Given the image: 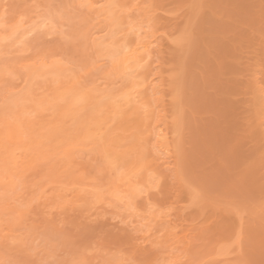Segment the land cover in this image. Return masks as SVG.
I'll use <instances>...</instances> for the list:
<instances>
[{
    "label": "rangeland",
    "instance_id": "1",
    "mask_svg": "<svg viewBox=\"0 0 264 264\" xmlns=\"http://www.w3.org/2000/svg\"><path fill=\"white\" fill-rule=\"evenodd\" d=\"M80 1L0 0V264H264V0H115L135 10L122 23L151 9L143 26L163 44L148 77L162 84L149 98L151 127L166 123L172 146L159 180L151 168L138 179L136 137L101 103L122 74L102 66L107 24ZM193 3L206 9L184 43ZM51 9L54 31L21 39L31 23L17 24ZM84 90L95 100L68 108L61 93ZM102 114L113 116L106 127Z\"/></svg>",
    "mask_w": 264,
    "mask_h": 264
},
{
    "label": "bare ground",
    "instance_id": "2",
    "mask_svg": "<svg viewBox=\"0 0 264 264\" xmlns=\"http://www.w3.org/2000/svg\"><path fill=\"white\" fill-rule=\"evenodd\" d=\"M80 1V0H79ZM116 1H118V0H116ZM121 1V0H120ZM80 2H83V3H81V4H83V6H84V4H86V6H87V8H86V6H84V8L85 9H92V7H93V10H94V8H95V11H93V10H88L89 12H93V13H91V15H94L95 14V16L97 15V19H99L100 18V20L101 21H103L105 24H107V29L109 30V34H107V37L105 38L107 41H108V39H109V41H111V42H105L106 40L105 39H103L104 40V42L103 43H101L100 45H99V47H98V49H100V51H101V56H102V58L104 59V60H102V66L105 68L106 67V69H107V67H110V69L112 70V72L115 74V75H118V73H121L122 75H121V79H120V77H119V79H120V81H119V86H117V88H115V87H112L111 86V90H109L110 91V93L108 92V94L106 95V101H102L101 103H105L109 108H110V110L112 111V113H113V116H114V119H116V116L117 115H122L123 116V119L127 122V125L129 124L130 125V129L132 130V133H133V135L136 137L135 139H136V142H134L133 144H138V146H139V148H138V159H137V161H135V163H139V165H136V169H139V173H138V175H141V177H138V179L140 178V179H142V176L144 175V177H148V176H150L151 177V174L150 173H152V175H157V176H155L156 177V179H158L159 180V178L161 179V176L159 175V174H161V175H163V173H159V169H161V170H163V168H168V166L170 165V167H171V164H170V160L169 159H173V157L172 156H169V155H172V153H171V151H170V146H171V144H170V140L168 141V139H169V134H167L168 133V127H167V124L165 125L163 122V124L161 123L160 125H162L163 126V128H162V126H160V125H154V127H151L152 126V122H151V116L149 115V113H151V111H150V107L148 106L149 104V98L152 96V97H154L155 96V94L156 93H158L159 94V92H161V88L160 87H162L161 85V83H160V81H155V79H152L151 80V78L149 79L148 77L150 76V74H152V65L151 64H154V62L152 61V60H154V53L153 52H155V49H157L158 50V46L160 45V44H162V43H160V41H157V39H156V37H154V36H152L151 35V33H149L148 32V29L150 30L151 29V27L153 26V25H150L149 23H153V21L154 20H152L153 19V17L152 16H149L150 14L149 13H151V9L148 11L147 9H145L146 11H148V12H146L145 10L144 11H142L141 10V8H136V11H141L142 13H139L140 15H138L139 17H141V18H144L146 21H142V22H140V23H135V21L133 20V19H131V20H129V21H123V23L121 22V20H119V19H121L123 16H122V14H125V16H127V17H125V18H132V12H134L135 10H133L132 12H127V11H125L123 8H122V6H121V8L119 7V4H118V2H117V4H118V7H117V4H116V2H115V0H81ZM100 2H104L103 3V5H101L100 7L98 6V4L100 3ZM123 2V1H122ZM64 4H65V2H64ZM68 4V3H67ZM79 4V3H78ZM42 5L43 4H41V7H42ZM89 5V6H88ZM97 5V6H96ZM120 5H123V4H120ZM124 5L126 6V4H125V2H124ZM123 5V6H124ZM3 6V5H2ZM6 6V5H5ZM82 6V7H83ZM39 7V6H38ZM40 7V8H41ZM45 7H47V6H45ZM44 7V8H45ZM56 7V6H55ZM66 7V6H65ZM89 7V8H88ZM62 8V7H61ZM38 9V8H37ZM42 9V8H41ZM118 9H121V10H118ZM138 9V10H137ZM144 9V8H143ZM8 10V9H7ZM23 10V9H22ZM35 10V9H34ZM45 10V9H44ZM83 10V9H82ZM124 10V11H123ZM27 11V10H26ZM30 11V10H29ZM31 11H33V10H31ZM37 11V10H36ZM40 11V10H39ZM56 11H57V9H56ZM44 11H42V12H40V13H43ZM48 13V11H45L44 12V16L43 15H38V13L37 14H33V16L32 15H29V18H28V20H29V23H28V21L26 22H19L18 24H17V26L16 27H18V25L20 24V26H19V28L20 29H22V28H25V26L24 25H27V24H33V26H32V28H31V24H30V29L27 31V30H24L25 32H23L22 33V30H20L19 28H17V29H15L16 31H15V33L18 31V30H20L18 33L20 34V32H21V34H20V37H21V39L23 38L24 39V37L25 36H30V34H33L34 32L36 33V31H37V29L39 30L41 27H44V26H46V27H50L51 29L53 28V27H51L50 26V22L48 21V19H49V17H50V21L52 20L51 18H53L52 16H53V14H56V13H54V9L52 10L51 9V11L49 10V13L51 12V16H49L50 14L48 13V15L47 14H45V13ZM29 13V12H28ZM32 13V12H31ZM34 13H36V12H34ZM60 13V12H59ZM98 13V14H97ZM24 14V13H23ZM22 14V15H23ZM30 14V13H29ZM62 13H60L59 15L62 17V15H61ZM81 14V13H80ZM90 14V13H89ZM100 14V15H99ZM1 15H2V13H1ZM19 15H21L20 13H19ZM26 15H28V14H26ZM35 15H36V18H34L35 17ZM45 15H46V18H45ZM31 16V17H30ZM39 16V17H38ZM94 16V17H95ZM3 17V16H2ZM20 17V16H19ZM22 17V16H21ZM34 19H33V18ZM55 17V16H54ZM32 18V19H31ZM3 19V18H2ZM22 19V18H21ZM27 20V19H26ZM37 20V22H35ZM57 19H56V17H55V20H54V24H56L55 23V21H56ZM94 20H96V18L94 19ZM4 21V20H3ZM16 21V20H15ZM31 21H34V22H31ZM39 21V22H38ZM47 21H48V25L46 24L47 23ZM57 22V24H56V28H58L59 29V27H58V21H56ZM6 23V22H5ZM8 23V22H7ZM22 23V24H21ZM63 23H65V22H63ZM62 23V24H63ZM101 23V22H100ZM99 23V24H100ZM2 24V23H1ZM12 24V23H11ZM145 24H148V25H145ZM60 25V24H59ZM64 25V24H63ZM63 25H60V32L59 33H62L63 31H61V30H63L64 29V27H63ZM143 25H145V26H147V28H145ZM29 26V25H28ZM65 26V25H64ZM10 27H12V26H10ZM22 27V28H21ZM46 27L45 28H43V29H46ZM61 27H63V29L61 28ZM123 27L125 28V30L123 29ZM1 28V27H0ZM118 28H122L123 29V32L125 31V34L127 35V36H124L123 35V32L120 30H118ZM145 28V29H144ZM10 29V28H9ZM8 29V30H9ZM26 29V28H25ZM48 29V28H47ZM51 29H49V30H51ZM106 29V30H107ZM147 29V30H146ZM13 30V29H12ZM11 30V31H12ZM107 30V31H108ZM116 30H117V33H116ZM128 30V31H127ZM147 31V32H145V31ZM14 31V30H13ZM12 31V32H13ZM39 31H41V30H39ZM53 31H54V28H53ZM52 31V32H53ZM104 31V30H103ZM127 31V32H126ZM50 32V31H49ZM115 32V34H113ZM119 32V33H118ZM3 33H4V31H3ZM17 33V34H18ZM100 33V32H99ZM127 33H129V35L127 34ZM17 34H14L13 33V35L15 36V35H17ZM47 34V33H46ZM70 34V33H69ZM112 34V35H111ZM119 34H120V36L121 35H123V37H119ZM149 34V35H148ZM62 35V34H61ZM106 35V34H105ZM110 35V36H109ZM118 36L119 38H118V40H117V38H115L116 36ZM11 36H12V33H11ZM18 37H19V35H17ZM115 36V37H114ZM33 37V36H32ZM31 38V37H30ZM95 38V37H94ZM108 38V39H107ZM1 39V38H0ZM28 39V38H27ZM33 39H35V38H33ZM32 39V40H33ZM3 40V39H2ZM5 40H6V38H5ZM17 40H18V38H17ZM25 40H26V37H25ZM29 40V39H28ZM31 40V39H30ZM24 41V40H23ZM27 41V40H26ZM63 41H65V40H63ZM96 41V40H95ZM1 42V41H0ZM158 42H159V44H158ZM3 43H4V41H3ZM10 43V42H9ZM7 44V43H6ZM23 44V43H22ZM96 45H98V44H96ZM161 46V45H160ZM159 46V47H160ZM27 47V46H26ZM162 47H163V44H162ZM160 49V48H159ZM161 49H163V48H161ZM95 51H96V48L94 49ZM159 51V50H158ZM162 51L163 50H161V51H159L158 53L159 54H162ZM17 52V51H16ZM157 52V51H156ZM161 52V53H160ZM158 53H156V54H158ZM14 54V53H13ZM19 54V53H18ZM40 54V53H39ZM53 54V53H52ZM158 54V55H159ZM100 55V54H99ZM152 55H153V57H152ZM45 56V55H44ZM49 56V55H48ZM21 57V56H20ZM97 57V56H96ZM95 57V58H96ZM100 57V56H99ZM13 58H14V56H13ZM47 58V57H46ZM45 58V59H46ZM152 58V59H151ZM55 59V58H54ZM99 59V58H98ZM151 60L150 62H149V60ZM16 60V59H15ZM40 60V59H39ZM61 60V59H60ZM38 61V60H37ZM65 62V61H64ZM101 62V61H100ZM21 63V62H20ZM49 63V62H48ZM27 65V64H26ZM25 65V66H26ZM43 65V64H42ZM69 65V64H68ZM71 65H72V63H71ZM150 65H151V68H150ZM75 66V65H74ZM98 66V65H97ZM13 67V66H12ZM19 67V66H18ZM96 67V66H95ZM26 68V67H25ZM55 68V67H54ZM1 70V69H0ZM34 70V69H33ZM36 70V69H35ZM75 71V70H74ZM115 71V72H114ZM29 72V71H28ZM48 72H49V70H48ZM71 72H73V71H71ZM31 73V72H30ZM39 73V72H38ZM69 73V72H68ZM25 74V73H24ZM43 74H45V73H43ZM63 74H65V73H63ZM72 74H74L75 75V73H72ZM71 74V75H72ZM82 74V73H81ZM113 74V75H114ZM35 75V74H34ZM40 75V74H39ZM46 75V74H45ZM66 75V74H65ZM67 75H69V74H67ZM78 75V74H77ZM80 75V74H79ZM94 75V74H93ZM110 75H112V74H110ZM127 75V76H126ZM160 75H161V73L158 75L157 73L154 75V76H156L157 77V79L158 78H162V77H160ZM28 76V74L26 73V77H25V80H27L29 77H27ZM29 76H30V74H29ZM86 76V75H85ZM63 77V76H62ZM67 77V76H66ZM122 77H126V78H122ZM27 78V79H26ZM65 78V77H64ZM72 78V77H71ZM77 78H78V76H77ZM76 78V79H77ZM16 79H18V78H16ZM30 79H31V77H30ZM83 79V78H82ZM118 79V80H119ZM124 79V80H123ZM33 80V79H32ZM38 80V79H37ZM49 81V80H48ZM72 81V80H71ZM122 81H124L123 83L125 84V82H126V86L125 87H122L121 85L123 84V83H121ZM13 82V81H12ZM26 82V81H25ZM27 82H30L29 80L27 81ZM83 82V81H82ZM85 82V81H84ZM53 83V82H52ZM77 83V82H76ZM90 83V82H89ZM107 83V82H106ZM86 84H87V82H86ZM115 84H117V83H115ZM124 84H123V86H124ZM82 85H83V83H82ZM19 86H20V84H19ZM22 86V85H21ZM35 86V85H34ZM56 86V85H55ZM81 86V85H80ZM87 86V85H86ZM90 86V85H89ZM121 86V87H120ZM23 87H24V85H23ZM62 87V86H61ZM84 87V86H83ZM108 87H109V85H108ZM119 87V88H118ZM52 88H53V86H52ZM63 88V87H62ZM78 88H79V85H78ZM85 88H88V87H85ZM110 88V87H109ZM125 88L127 89V90H125ZM28 89H29V87H28ZM27 89V90H28ZM58 89V88H57ZM82 89V88H81ZM107 89V88H106ZM27 90H25V92H23V93H21L22 95H28V93H29V95H30V90H28V92H27ZM77 90V89H76ZM99 90V89H98ZM98 90H97V93H98ZM160 90V91H159ZM36 91V90H35ZM64 91V90H63ZM74 91V90H73ZM89 91V90H88ZM88 91H86V90H84V92H82V93H80V91H79V93L77 92V91H75V93L76 94H74V92H71L72 93V96H71V94H63V93H61V96L63 95V97L64 96H69V98H70V100L68 101L67 99H66V97L63 99V100H66L69 104L68 105H66L68 108H71V107H73L74 105H76L77 107H73V108H75V109H82L84 106H85V104L86 103H88V101L90 102V100H92V99H94V98H96L90 91L88 92ZM101 91V90H100ZM106 91H108V90H106ZM159 91V92H158ZM20 92V91H19ZM27 92V93H26ZM38 92V91H37ZM57 92V91H56ZM86 92H87V94H86ZM24 93H26V94H24ZM55 93V92H54ZM59 93V92H58ZM65 93V92H64ZM101 93V92H100ZM48 94V93H47ZM60 94V93H59ZM102 94V93H101ZM154 94V95H153ZM157 94V95H158ZM8 95H9V93H8ZM22 95H21V97H22ZM99 95V94H98ZM6 96V95H5ZM24 96H23V98H24ZM43 96V95H42ZM60 96V95H59ZM60 96V97H61ZM134 96V97H133ZM49 97V96H48ZM98 97V96H97ZM133 97V98H132ZM34 98V97H33ZM44 98V97H43ZM59 98V97H58ZM99 99H100V96L98 97ZM98 98H97V101H99L98 100ZM10 99V98H9ZM32 99V98H31ZM53 99V98H52ZM60 99V101H63L62 100V98H59ZM89 99V100H88ZM102 99H104L103 97H102ZM159 100L160 101V97L158 98H156L155 100ZM37 100V99H36ZM85 100V104L83 105V104H81V105H77V104H80L82 101H84ZM88 100V101H87ZM95 100V99H94ZM4 101V100H3ZM51 101V100H50ZM148 101V102H147ZM25 102V101H24ZM23 102V103H24ZM59 102V101H58ZM66 102V103H67ZM155 102H157V101H155ZM161 102H163L162 100H161ZM41 103V102H40ZM83 103V102H82ZM94 103V102H93ZM16 104V103H15ZM33 104V103H32ZM91 104V103H90ZM95 104H98L97 102L96 103H94V105ZM158 104H161V103H157V105ZM24 105H25V103H24ZM42 105V104H41ZM82 105H83V107H82ZM99 105H100V102H99ZM162 105V104H161ZM20 106V105H19ZM81 106V107H80ZM89 106V105H88ZM106 106V108H108ZM15 107H17V106H15ZM21 107H23V106H21ZM20 107V108H21ZM38 107V106H37ZM60 107V106H59ZM58 107V109H60ZM79 107V108H78ZM91 107H93V106H91ZM103 107V106H102ZM158 107L160 108L161 106H159L158 105ZM164 107V106H163ZM6 108V107H5ZM13 108V107H12ZM85 108V107H84ZM88 108V107H87ZM105 108V109H106ZM108 108V109H109ZM130 108L131 109H135V112H133L132 111V114L131 113H128L129 111L131 112V110H130ZM162 108V107H161ZM37 108H35V110H36ZM63 109V108H62ZM108 109H106V110H108ZM40 110V109H39ZM74 110V109H73ZM72 110V111H73ZM84 110V109H83ZM101 110V109H100ZM102 110H103V108H102ZM102 110H101V112L100 113H102ZM10 111V110H9ZM26 111V110H25ZM37 111H38V109H37ZM80 111V110H79ZM90 111V110H89ZM97 111H98V109H97ZM21 112H22V109H21ZM71 112V111H70ZM81 112H83V111H81ZM94 112V111H93ZM23 113H24V111H23ZM32 113V112H31ZM78 113H80V112H78ZM96 113V112H95ZM76 114H77V111H76ZM98 114V113H97ZM96 114V115H97ZM105 114L107 115L108 114V112L107 111H105ZM96 115H95V117H96ZM100 115V114H99ZM105 115V116H106ZM111 114H108V116H110ZM26 116V115H25ZM93 116V115H92ZM103 117V114H102V119H104V121H105V119H106V121H107V118L106 117ZM112 116V117H113ZM143 116V117H142ZM0 117H2V116H0ZM15 117H17V115L15 116ZM94 117V116H93ZM100 117V116H99ZM112 117H110V118H108V120L110 119V120H112L111 118ZM120 117V119L122 118L121 116H119ZM97 118H98V115H97ZM1 119V118H0ZM22 119V118H21ZM94 119V118H93ZM99 119V118H98ZM142 119V120H141ZM162 121H164L163 120V118L161 119ZM105 121V124H104V126L103 127H106L105 125H108V124H106L107 122ZM113 121H117V119L116 120H113ZM113 121H111V123H113ZM119 121H122V120H119ZM96 122H100V121H96ZM101 122H103V121H101ZM110 122V121H109ZM124 122V121H123ZM125 122V123H126ZM165 122V121H164ZM125 123H124V125H125ZM157 123H160V121L158 120L157 121ZM99 124V123H98ZM116 124H118V123H116L115 122V126H114V130H115V128H117L120 124L122 125V123H120V124H118V125H116ZM100 125V124H99ZM9 126V125H8ZM113 126H111L110 127V129H112L113 128ZM117 126V127H116ZM101 127V126H100ZM121 126H119L118 128H117V130H119L120 131V129L122 128H120ZM165 127H167V128H165ZM123 128H124V126H123ZM164 128H165V130H167V131H165L164 130ZM9 129V128H8ZM100 129H102V128H100ZM105 130V129H104ZM89 131V130H88ZM95 131H96V129H95ZM94 131V132H95ZM99 131V130H98ZM111 132H112V130H111ZM129 132V131H128ZM87 133V132H86ZM89 133V132H88ZM113 134H114V132H112ZM125 133H126V131H125ZM130 133V132H129ZM131 133V134H132ZM93 134V133H92ZM102 134H104V133H101V136H102ZM85 136H83V138H82V140L83 141H85L86 140V138H88L89 137V134H88V136H87V134H84ZM97 135V134H96ZM98 135H99V133H98ZM132 135V136H133ZM151 135H153V137L151 136ZM68 136V135H67ZM129 136H131V135H129ZM10 137H12V136H10ZM14 137V136H13ZM86 137V138H85ZM128 137V136H127ZM126 137V138H127ZM4 138V137H3ZM130 138V137H129ZM21 139V138H20ZM65 139V138H64ZM89 139V138H88ZM87 139V140H88ZM98 139V138H97ZM110 140H113V138L111 139L110 138ZM18 141H19V139H18ZM95 141V140H94ZM134 141V140H133ZM11 142H13V141H11ZM10 142V143H11ZM82 142V141H81ZM103 142V141H102ZM114 142V141H113ZM169 142V143H168ZM14 143V142H13ZM33 143V142H32ZM131 143V142H130ZM62 144V143H61ZM109 144V143H108ZM107 144V145H108ZM118 144V143H117ZM10 145V144H9ZM30 145V144H29ZM106 145V146H107ZM113 145L115 146V144L113 143ZM129 145V144H128ZM170 145V146H169ZM16 146V145H15ZM101 146H102V144H101ZM105 146V145H104ZM109 146V145H108ZM111 146V145H110ZM126 146V145H125ZM172 147V146H171ZM117 148V147H116ZM115 148V149H116ZM122 148V147H121ZM120 148V149H121ZM5 150H7L6 148H4ZM107 149V148H106ZM110 149H111V147H110ZM112 149H113V147H112ZM172 149V148H171ZM23 150H24V148H23ZM44 150V149H43ZM133 150H134V147H133ZM42 151V150H41ZM40 151V152H41ZM118 151V150H117ZM122 151V150H121ZM170 151V152H169ZM15 152H16V150H15ZM131 152H132V150H131ZM135 152V151H134ZM5 153V152H4ZM14 152L12 151L11 152V156L10 157H13V154ZM110 153V152H109ZM114 153V152H113ZM122 153V152H121ZM133 153V152H132ZM171 153V154H170ZM3 154V153H2ZM135 154V153H134ZM134 154H132V156L134 157ZM2 156H4V154L2 155ZM15 156V155H14ZM116 156V155H115ZM114 156V157H115ZM137 157V156H136ZM136 157H134L135 159H136ZM13 158H15V157H13ZM17 158V157H16ZM14 159V163H16V160L17 159ZM109 158V157H108ZM116 158V157H115ZM8 159H9V156H8ZM11 159V158H10ZM129 159H131V158H129ZM5 160V159H4ZM9 161H11V160H9ZM8 161V162H9ZM11 161V162H12ZM18 161V160H17ZM118 161V160H117ZM117 161H115V162H117ZM121 163V162H120ZM133 163V162H132ZM132 163H130V164H132ZM141 163V164H140ZM128 164V163H127ZM12 165V164H11ZM126 166V165H125ZM141 166V167H140ZM143 166H145V167H143ZM134 167H135V165H134ZM140 167V168H139ZM170 167L167 169V170H170ZM6 168V167H5ZM13 168V167H12ZM120 168V167H119ZM127 168H128V166H127ZM131 168V167H130ZM142 168H144V170H142ZM151 170V172H150V170ZM2 169V168H1ZM149 170V172H148V176H147V171ZM165 169V170H166ZM17 170V169H16ZM111 170H113V169H111ZM131 170V169H130ZM129 170V171H130ZM135 170V169H134ZM147 170V171H146ZM165 170H163V171H165ZM120 171V170H119ZM124 171V170H123ZM140 171H143V173L142 172H140ZM5 172V171H4ZM138 172V171H137ZM157 172V173H156ZM141 173V174H140ZM145 173V174H144ZM159 173V174H158ZM109 174L111 175V173L109 172ZM158 175L160 176V177H158ZM109 176V175H108ZM121 176V175H120ZM134 176V175H133ZM135 176H136V174H135ZM134 176V177H135ZM113 177V176H112ZM126 177V176H125ZM137 177V176H136ZM152 177H154V176H152ZM133 178V177H132ZM113 179V178H112ZM133 179H135V178H133ZM138 179H136V181L138 180ZM144 179V178H143ZM148 179H149V177H148ZM119 180V179H118ZM122 180V179H121ZM130 180H132V179H130ZM157 180V181H158ZM3 181V180H2ZM133 181V180H132ZM144 181V180H143ZM88 182V181H87ZM127 182V184H128V181H126ZM125 182V183H126ZM133 182H135V181H133ZM137 183H139V181L138 182H136V184H134V185H139V186H141L140 184H137ZM145 183V182H144ZM146 183H148V182H146ZM99 184V183H98ZM149 184V183H148ZM151 184V183H150ZM90 185H91V183H90ZM121 185V184H120ZM123 185V184H122ZM147 185V184H146ZM125 186H126V184H125ZM130 186V185H129ZM143 186H145V184H143ZM16 187V186H15ZM85 187V186H84ZM109 187V186H108ZM138 187V186H137ZM2 188V187H1ZM99 188V187H98ZM106 188V187H105ZM138 188H140V187H138ZM137 188V189H138ZM96 190V189H95ZM136 189H134V191H135ZM142 190V188H140V189H138V193L140 192ZM144 192H145V190H143ZM111 192H113V191H111ZM8 193V192H7ZM76 193H77V191H76ZM114 193V192H113ZM141 193V192H140ZM94 194H96V193H94ZM96 195H98V194H96ZM139 195H141V194H139ZM99 198V197H98ZM102 198V197H101ZM100 199V198H99ZM149 199V198H148ZM147 202V201H146ZM148 202H149V200H148ZM149 204V203H148ZM147 203H146V205L147 206H149ZM3 209V208H2ZM5 213V212H4ZM6 215V214H5ZM4 215V216H5ZM169 218V217H168ZM151 219V218H150ZM150 219H148V221L150 220ZM166 219V218H165ZM3 220V219H2ZM152 221H154V219L153 220H151V222ZM155 222V221H154ZM166 224H168L167 222H165ZM1 226V225H0ZM148 226H150V225H148Z\"/></svg>",
    "mask_w": 264,
    "mask_h": 264
},
{
    "label": "snow or ice",
    "instance_id": "3",
    "mask_svg": "<svg viewBox=\"0 0 264 264\" xmlns=\"http://www.w3.org/2000/svg\"><path fill=\"white\" fill-rule=\"evenodd\" d=\"M188 9L192 11V14L189 16V24L185 29V32L182 36V41L184 43L191 42L193 38V26L198 24L201 19V13L206 9V5L204 3H193L186 6Z\"/></svg>",
    "mask_w": 264,
    "mask_h": 264
}]
</instances>
